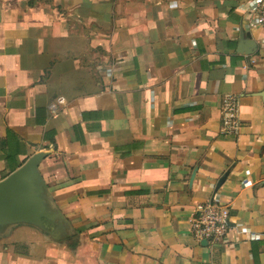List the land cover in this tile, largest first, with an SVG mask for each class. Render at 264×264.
I'll return each mask as SVG.
<instances>
[{
    "label": "crops",
    "instance_id": "1",
    "mask_svg": "<svg viewBox=\"0 0 264 264\" xmlns=\"http://www.w3.org/2000/svg\"><path fill=\"white\" fill-rule=\"evenodd\" d=\"M251 6L0 0V182L45 154L40 219L0 223V264H264V29L247 28ZM215 195L229 239L202 244L190 220Z\"/></svg>",
    "mask_w": 264,
    "mask_h": 264
},
{
    "label": "built area",
    "instance_id": "2",
    "mask_svg": "<svg viewBox=\"0 0 264 264\" xmlns=\"http://www.w3.org/2000/svg\"><path fill=\"white\" fill-rule=\"evenodd\" d=\"M244 19L249 30L264 29V0H253V6L245 10ZM64 98H58L57 104L63 105ZM57 110L53 109V113ZM238 102L233 96H226L222 105L223 133L233 135L238 128ZM230 208L219 195L198 203L190 220V231L198 241L209 244L225 243L229 239Z\"/></svg>",
    "mask_w": 264,
    "mask_h": 264
},
{
    "label": "water",
    "instance_id": "3",
    "mask_svg": "<svg viewBox=\"0 0 264 264\" xmlns=\"http://www.w3.org/2000/svg\"><path fill=\"white\" fill-rule=\"evenodd\" d=\"M45 154H37L22 168L0 182V223L35 222L40 219L32 181ZM207 244V241H202Z\"/></svg>",
    "mask_w": 264,
    "mask_h": 264
}]
</instances>
